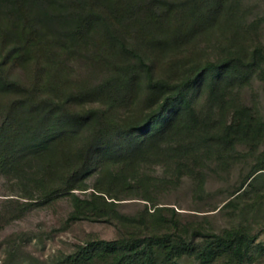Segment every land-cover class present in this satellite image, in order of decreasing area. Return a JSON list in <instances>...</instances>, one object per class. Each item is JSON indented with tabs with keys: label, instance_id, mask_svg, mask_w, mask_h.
Returning <instances> with one entry per match:
<instances>
[{
	"label": "trees",
	"instance_id": "16d2710c",
	"mask_svg": "<svg viewBox=\"0 0 264 264\" xmlns=\"http://www.w3.org/2000/svg\"><path fill=\"white\" fill-rule=\"evenodd\" d=\"M243 1L0 0V175L20 190L15 207L67 197L68 223L103 221L122 231L54 264L250 263L244 227L188 232L174 223L170 231L157 196L188 162L227 166L245 159L238 146L253 153L263 143L264 118L232 97L252 74L264 82L261 48L249 59L189 60L175 81L155 79L149 64L196 45L203 30L246 41ZM70 55L86 58L87 77L69 78ZM7 62L20 79L8 75ZM157 165L162 177L148 171ZM262 178L264 151L232 196ZM128 199L145 202L144 211L121 213L118 202ZM18 251L14 242L1 264H40L18 260Z\"/></svg>",
	"mask_w": 264,
	"mask_h": 264
},
{
	"label": "rangeland",
	"instance_id": "374dc122",
	"mask_svg": "<svg viewBox=\"0 0 264 264\" xmlns=\"http://www.w3.org/2000/svg\"><path fill=\"white\" fill-rule=\"evenodd\" d=\"M241 9V23L248 31L246 41L232 39L228 31L217 28L203 30L202 38L196 45L187 46L174 56L151 58L149 64L153 77L175 81L189 60L214 61L240 53L249 59L256 47L261 48L264 56V0H244ZM65 58L69 78L88 76L90 71H87L88 64L83 55ZM261 62L264 68V61ZM5 69L10 77L21 78L20 71L10 62L5 64ZM232 97L245 106L255 107L258 115L264 118V82L258 75L252 74L246 83L234 90ZM226 117L229 119V116ZM262 142L253 153L238 146V152L246 154L245 159L227 166H220L213 160L205 161L203 165L188 162L175 185L157 196V207L169 210L163 213L164 217L172 219L169 230L174 223L188 232L196 229L218 233L224 229L244 227L253 238L249 264H264V178L253 187L246 188L245 195L232 196L249 174L255 159L264 151V139ZM148 171L154 176L164 175L161 165L152 166ZM199 178L202 180L201 187L197 185ZM20 196L15 182L0 175V264L14 242L19 244L18 260L33 258L40 264H54L87 241H111L122 232L120 226L103 221L68 223L71 207L67 197L21 211L14 203ZM230 200L232 203L228 205ZM118 203L119 211L127 215L143 212L146 204L137 199ZM146 206L148 212H152L149 204Z\"/></svg>",
	"mask_w": 264,
	"mask_h": 264
}]
</instances>
